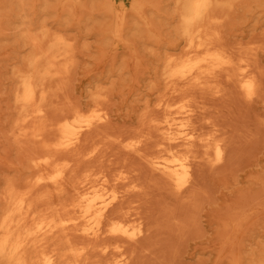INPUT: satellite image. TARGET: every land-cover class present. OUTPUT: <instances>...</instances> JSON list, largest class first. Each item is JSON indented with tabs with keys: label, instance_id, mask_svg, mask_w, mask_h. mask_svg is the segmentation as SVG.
<instances>
[{
	"label": "bare ground",
	"instance_id": "1",
	"mask_svg": "<svg viewBox=\"0 0 264 264\" xmlns=\"http://www.w3.org/2000/svg\"><path fill=\"white\" fill-rule=\"evenodd\" d=\"M243 1L173 0L182 46L163 57L151 87L157 98L130 131L111 126L103 94H93L86 111L59 102L72 38L45 27L24 33L31 53L17 75L14 134L33 147V175L2 193L0 264H136L139 243L157 225L191 223L207 193L205 173L224 167L241 140L252 141L248 110L264 92L260 47L224 37ZM151 7L129 6L148 32ZM102 9L111 12L112 2ZM125 21L114 16L116 35Z\"/></svg>",
	"mask_w": 264,
	"mask_h": 264
},
{
	"label": "rangeland",
	"instance_id": "2",
	"mask_svg": "<svg viewBox=\"0 0 264 264\" xmlns=\"http://www.w3.org/2000/svg\"><path fill=\"white\" fill-rule=\"evenodd\" d=\"M104 1L0 0V214L7 183L22 185L33 175V147L14 134L17 75L27 70L31 53L24 33L45 27L73 39L74 60L59 102L66 97L86 111L93 94H103L101 103L119 131L134 129L145 105L155 102L158 91L151 87L161 61L181 49L173 0H148L156 5L145 14L149 32L129 10L132 0H110L111 12L102 9ZM117 14L126 19L120 36L113 32ZM223 29L230 45H258L264 69V0L237 5ZM249 107L252 141L241 140L224 167L205 173L207 193L190 224L150 231L139 243L136 264H264V92Z\"/></svg>",
	"mask_w": 264,
	"mask_h": 264
}]
</instances>
